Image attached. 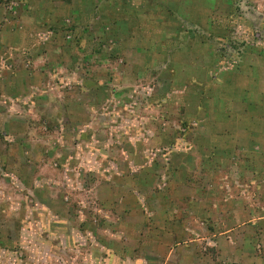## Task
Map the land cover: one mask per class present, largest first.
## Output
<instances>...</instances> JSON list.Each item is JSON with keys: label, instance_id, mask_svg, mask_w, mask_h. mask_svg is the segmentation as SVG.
<instances>
[{"label": "rangeland", "instance_id": "374dc122", "mask_svg": "<svg viewBox=\"0 0 264 264\" xmlns=\"http://www.w3.org/2000/svg\"><path fill=\"white\" fill-rule=\"evenodd\" d=\"M128 1L0 0V264H264V0ZM203 10L229 26L207 72L233 70L231 98L176 51ZM183 90L228 116L199 111L166 148L182 97L160 98Z\"/></svg>", "mask_w": 264, "mask_h": 264}, {"label": "trees", "instance_id": "16d2710c", "mask_svg": "<svg viewBox=\"0 0 264 264\" xmlns=\"http://www.w3.org/2000/svg\"><path fill=\"white\" fill-rule=\"evenodd\" d=\"M119 1H120V6H118L116 9H119V8L120 9H122V8H126L127 9V7L130 6V5H127V2H129L128 0H113V2H115V4H117ZM141 1H146L147 2L148 0H141ZM151 1H153L152 5H151V7H153V8H151L153 14L157 13L156 11L155 12L153 11L154 8H162L164 6L163 3L160 0H158L157 2H156V0L155 1L151 0ZM131 2L133 3V5L131 7V10L136 11V12L143 11V9H140V7L138 6V4H140V2L138 0H131ZM110 7H111V5H110ZM230 8H231L230 11H227V14L230 13L229 15H227L229 20L232 19V17L234 16V13H233L234 12V6H233V4H230ZM203 13H204L203 16H205V17L200 19V20L198 19L199 22L190 23L189 24V25H191V27L193 29L192 32L194 33V34L192 33L193 35L191 36V38H189L185 34L186 32H189V31H187L185 29L181 30V28L177 26V22H176L175 19L173 20V22L169 23V25L175 24V26L173 28L174 31L175 32L181 31L182 33L185 34L184 35V38L186 39L185 48H183V49L180 48L179 50H176V49L175 50L176 51L188 52L189 55L193 54L194 59L196 60L195 63H197L198 61H201L202 58H204V56L205 57L206 56L209 57V60L207 61V64L205 65V67L202 68L201 66H197L199 68H202L200 71L207 72V69L212 68V65L215 66V64H213V63H215L213 58L220 59V57L222 56V53H221L222 48H218V51H215V49H213V45H212L211 41H213V40L214 41H223V40H225V41H227V44H231V45L234 42L232 43L230 38H229V36H227V34L225 33L226 30H227V27L229 28V26H227V24L224 25L225 26V30L223 32L222 31L223 29L221 28L223 26V24L220 21H216V20L210 21L211 18L207 19L208 17H207V14H206L205 10H203ZM222 16H218V18H221ZM209 21H210V23H209ZM101 23L105 27H107V26H110V27L112 26L113 27V26L117 25V21L114 18H107V19L104 18V19L101 20ZM156 24H158V23L156 22ZM181 24H182V22H181ZM192 25H196V27L198 26L199 29H195L196 27H193ZM209 27H213L212 33H206V28L208 30ZM196 33L200 34V35H198V37H197V35H195ZM202 33H204V34H202ZM101 36L103 37L104 42L107 40V38L108 39H112L113 42H116L119 39V35H118L116 29L105 28L104 30H101ZM127 45L129 47H132V42L130 40H128L127 41ZM139 45H140V43H138L136 47H139ZM246 47L247 48L244 50L245 53L248 52V49H250L248 43H246ZM253 49H255V48L253 47ZM256 50H258V53L260 54L262 52L263 48L257 47ZM172 53L173 52L168 54V57H171L169 62L166 65L164 64V66H162L163 67L162 68V72L167 74L169 76V79L171 80L170 81L171 83H170L169 91L172 89L173 86H175V83L178 81L177 77H176L177 73H175V72L177 71V65H178L177 63L179 62V59H178L177 56L173 55ZM194 54H196V56ZM166 59H164V60H166ZM162 62H163V60H162ZM193 62L194 61H191V64H193ZM214 71L215 72H213L211 74H210V72H207V74H204V76H206V78H209V79H214V78H217V76H220L222 78L221 80L224 81V84H225V86L222 85V86H224L222 89L225 90L229 94V97H226V98L233 97L230 94L231 92L228 91V90H233L235 87H239V84H238L237 80L234 82V81H230V79L228 77L225 78V75H227L229 72H232L233 70H231V69L229 70L226 67L223 70H221V69L218 70V68H216V69H214ZM181 84H182V86L184 85V81L183 80H181ZM191 91L192 90H188V91L183 90L182 93L181 92H174V93H171V95L169 94L167 96L166 95L163 96L164 98H162V99L160 98V104H162V106H164L166 103L169 104V102H170L172 97L175 98V99H177V96L182 97L181 100H178V102H176V103H177V107L179 108V111H180V118H184V120L183 119L179 120L180 118H178V121H180L179 127L173 128L172 131H166V133L164 132L165 134H163V135H166L165 138H167L168 135H169V138H170L169 142H168L169 144L167 145L166 148L174 149L175 143H176L175 140L178 137H182L183 138L182 139L183 142L186 141L185 143H187L188 140H187V138L184 139V137L186 135L194 134L193 131H195V128L197 127V123L194 122V121L189 120V118H195L197 113H199V111L204 112L205 116H208L210 118H212L216 114H226L228 116V112L223 111V110H219V109H216L215 112H214L215 115H212L213 113L212 112L210 113V111L208 109L209 107L207 106V104H206V106H202V107H198L197 105H195L194 99L195 98L199 99L200 96H199L198 91L197 92H195V91L191 92ZM177 93H181V94L178 95ZM213 95L216 96L215 93H213ZM207 96H208V94H207ZM217 98H218V96L215 97V99H217ZM226 98H223V99H226ZM207 99L210 100L211 99V95L208 96ZM244 128H246V127H244ZM185 148H186V146H184L183 149L185 150ZM263 153H264V151H263ZM258 217H260V216H258Z\"/></svg>", "mask_w": 264, "mask_h": 264}, {"label": "crops", "instance_id": "0c3cea01", "mask_svg": "<svg viewBox=\"0 0 264 264\" xmlns=\"http://www.w3.org/2000/svg\"><path fill=\"white\" fill-rule=\"evenodd\" d=\"M260 220H262V217H257V219L256 218H251V219H248L245 222L243 221L242 223L234 224L231 227H225L221 231H219L218 236H223L225 238V240L228 241V238L230 237L229 233L235 232V231H237L239 229H243L244 228L243 226H249V225L252 226L251 224L255 223V221H256L257 224H260L258 222Z\"/></svg>", "mask_w": 264, "mask_h": 264}]
</instances>
